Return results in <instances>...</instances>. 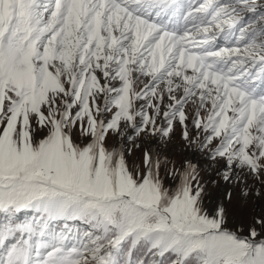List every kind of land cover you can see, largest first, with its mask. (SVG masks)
<instances>
[{
    "label": "snow or ice",
    "instance_id": "1",
    "mask_svg": "<svg viewBox=\"0 0 264 264\" xmlns=\"http://www.w3.org/2000/svg\"><path fill=\"white\" fill-rule=\"evenodd\" d=\"M176 125L247 215L205 210L191 162L108 145ZM0 214V264H264V3L0 0Z\"/></svg>",
    "mask_w": 264,
    "mask_h": 264
},
{
    "label": "rangeland",
    "instance_id": "2",
    "mask_svg": "<svg viewBox=\"0 0 264 264\" xmlns=\"http://www.w3.org/2000/svg\"><path fill=\"white\" fill-rule=\"evenodd\" d=\"M258 4L264 3V0H257ZM148 77H140L136 87L137 90L143 87V83L147 82ZM103 82V81H102ZM143 100L137 102V106L143 104ZM168 104L167 98H165L162 107L166 108ZM160 124H164L161 119ZM190 132L195 136L196 130L189 125ZM131 136L133 139L129 140ZM156 137V138H155ZM37 138H40L39 136ZM77 142H83L82 138L75 136ZM108 145L110 148L123 149L125 152L126 160L130 167L141 166L145 151H151L156 156L168 157L172 164L177 169H181L185 162H191L196 166L198 179L205 187V198L203 201L205 210L211 212L216 206L221 203L228 205L229 211L232 214L233 222L240 216L241 208L243 207L244 214L247 215L252 205L258 202L253 201L250 205H244V202L240 200V192L234 182H225L222 178V173L225 170L224 161L221 159L213 160L210 155L205 151H201L195 147V145L189 146L182 138V126L176 125L169 138H162L160 134L151 135L143 133L139 136L135 135V131L129 127L123 136L110 133L108 137ZM139 145V147H136ZM129 149L131 152L129 153ZM161 175L164 177V183L166 187L174 188L177 181L167 176L165 173V166L161 167ZM259 187V185H254ZM228 193H232L231 201H227L226 196ZM36 216L34 210H22L17 213L14 219L18 218L20 221L32 220ZM2 219V214H0ZM74 229H79L81 232L87 229V225L82 221H69L68 222ZM81 224V225H79ZM53 225L56 230L59 231L64 226V221H53ZM80 226V227H78Z\"/></svg>",
    "mask_w": 264,
    "mask_h": 264
},
{
    "label": "trees",
    "instance_id": "3",
    "mask_svg": "<svg viewBox=\"0 0 264 264\" xmlns=\"http://www.w3.org/2000/svg\"><path fill=\"white\" fill-rule=\"evenodd\" d=\"M14 220H15L16 222H18V223L20 222V220H18V219H14Z\"/></svg>",
    "mask_w": 264,
    "mask_h": 264
},
{
    "label": "bare ground",
    "instance_id": "4",
    "mask_svg": "<svg viewBox=\"0 0 264 264\" xmlns=\"http://www.w3.org/2000/svg\"><path fill=\"white\" fill-rule=\"evenodd\" d=\"M224 43V42H223ZM156 138V137H155Z\"/></svg>",
    "mask_w": 264,
    "mask_h": 264
}]
</instances>
